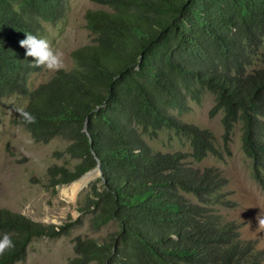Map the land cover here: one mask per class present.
<instances>
[{
    "label": "trees",
    "instance_id": "trees-1",
    "mask_svg": "<svg viewBox=\"0 0 264 264\" xmlns=\"http://www.w3.org/2000/svg\"><path fill=\"white\" fill-rule=\"evenodd\" d=\"M104 9L85 14L88 42L71 53L72 69L54 72L33 91L31 66L19 41L40 38L37 17L58 22L67 0H0V106L27 97L36 117L22 125L37 143L59 138L79 163L48 169L50 185L69 184L98 167L91 186V226L110 222L107 241L77 237L70 264H263L257 241L216 207H231L226 178L193 168L180 152L148 144L162 133L185 137L192 160H222L240 126L242 150L264 189V0H90ZM210 94L211 116L222 114V146L213 133L184 123ZM86 175L79 181H90ZM90 207V206H89ZM74 222L44 225L0 208V236L15 247L0 264L23 262L31 240L66 236Z\"/></svg>",
    "mask_w": 264,
    "mask_h": 264
},
{
    "label": "rangeland",
    "instance_id": "rangeland-1",
    "mask_svg": "<svg viewBox=\"0 0 264 264\" xmlns=\"http://www.w3.org/2000/svg\"><path fill=\"white\" fill-rule=\"evenodd\" d=\"M68 11L58 22H46L37 17L40 38L46 39L54 51L63 54L65 67H73L71 53L88 42L89 33L85 28V14L88 11L104 9L90 0H67ZM54 72L42 69L29 78V90L48 81ZM28 98L12 95L2 100L0 106V208L21 214L34 222L44 225H63L74 222L68 235L57 238L36 237L28 245L25 260L17 264H70L75 257L74 241L92 239L103 242L117 231L116 223L110 222L99 230L91 226L93 213L89 198L95 176L89 173L90 181L81 178L53 189L48 169L64 166L69 170L79 163L71 158L65 149L68 143L54 138L48 143L35 142L26 129L14 123L17 109L25 108ZM213 97L206 94L201 102L188 101L189 111L173 114L182 122L194 124L213 133L221 149L223 128L222 114L211 116ZM155 150L162 153L180 152L185 154L189 166L203 171L212 168L227 180L226 192L231 207L218 206V213L226 220L235 221L244 240L257 241V247L264 250V231L257 224V217L264 216V189L253 178L251 161L242 150L240 126L237 125L228 145L229 155L222 160L208 156L200 163L192 160L189 141L180 135L162 133L158 140L148 141ZM85 175V176H86ZM93 198V197H92ZM90 206V207H89ZM264 264V263H263Z\"/></svg>",
    "mask_w": 264,
    "mask_h": 264
},
{
    "label": "clouds",
    "instance_id": "clouds-1",
    "mask_svg": "<svg viewBox=\"0 0 264 264\" xmlns=\"http://www.w3.org/2000/svg\"><path fill=\"white\" fill-rule=\"evenodd\" d=\"M19 46L25 49V57L31 58V66L43 68L49 72H58L64 69L65 63L63 54L54 51L50 43L44 38H38L33 34H25V38L19 41ZM19 117L25 124L36 123V117L23 108L16 110ZM257 224L260 230L264 231V216L257 217ZM14 242L9 234L0 236V256H3L10 249L14 248Z\"/></svg>",
    "mask_w": 264,
    "mask_h": 264
},
{
    "label": "water",
    "instance_id": "water-1",
    "mask_svg": "<svg viewBox=\"0 0 264 264\" xmlns=\"http://www.w3.org/2000/svg\"><path fill=\"white\" fill-rule=\"evenodd\" d=\"M97 172H99L98 167L95 168V169H93V170H91V171H89V172H87V173H85V174L82 175L81 177H83V176H85L86 174H89V173H91V174H93V176H95Z\"/></svg>",
    "mask_w": 264,
    "mask_h": 264
}]
</instances>
